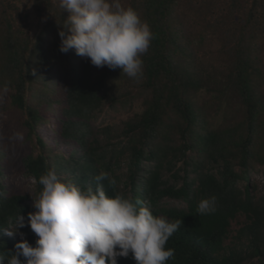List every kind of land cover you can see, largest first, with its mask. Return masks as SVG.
Returning <instances> with one entry per match:
<instances>
[{"label":"trees","instance_id":"1","mask_svg":"<svg viewBox=\"0 0 264 264\" xmlns=\"http://www.w3.org/2000/svg\"><path fill=\"white\" fill-rule=\"evenodd\" d=\"M121 2L153 34L139 82L59 51V0H0V252L21 242L6 231L47 170L85 190L103 171L109 197L182 221L166 264H264V0Z\"/></svg>","mask_w":264,"mask_h":264},{"label":"clouds","instance_id":"2","mask_svg":"<svg viewBox=\"0 0 264 264\" xmlns=\"http://www.w3.org/2000/svg\"><path fill=\"white\" fill-rule=\"evenodd\" d=\"M59 5L69 12L58 33L61 53L74 50L97 68L120 69L136 82L143 78L142 56L153 34L133 7H125L121 0H59ZM16 138L22 139V134ZM94 179L96 189L85 190L62 180L55 169L42 174L38 179L42 190L32 205L35 211L27 214V222L19 213L15 230L6 231L19 235L21 242L14 252H0V264H118V258H127L130 252L136 264L174 259L175 250L166 243L182 221L154 215L150 205L119 192L109 197L99 182L107 181L115 189L117 181L107 172ZM216 210L215 196L201 199L196 208L198 215ZM26 226L38 237L35 247L20 232Z\"/></svg>","mask_w":264,"mask_h":264},{"label":"rangeland","instance_id":"3","mask_svg":"<svg viewBox=\"0 0 264 264\" xmlns=\"http://www.w3.org/2000/svg\"><path fill=\"white\" fill-rule=\"evenodd\" d=\"M10 178H11L10 179L11 183H13L16 186L22 184L23 187L27 188L30 184L29 181H27V183L23 182L22 177L18 172L17 173H11Z\"/></svg>","mask_w":264,"mask_h":264}]
</instances>
